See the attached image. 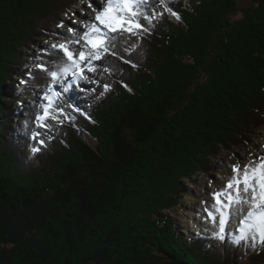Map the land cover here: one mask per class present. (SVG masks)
Segmentation results:
<instances>
[{
  "label": "trees",
  "instance_id": "obj_1",
  "mask_svg": "<svg viewBox=\"0 0 264 264\" xmlns=\"http://www.w3.org/2000/svg\"><path fill=\"white\" fill-rule=\"evenodd\" d=\"M83 1L0 0V98L24 46ZM171 3L181 18L154 19L124 57L137 66L122 60L86 110L52 119L37 153L19 145L12 94L0 99V264H264L232 234L185 238L165 213L183 197L181 178L264 131V0ZM158 167L166 198L123 206L128 182L144 189L141 175Z\"/></svg>",
  "mask_w": 264,
  "mask_h": 264
},
{
  "label": "snow or ice",
  "instance_id": "obj_2",
  "mask_svg": "<svg viewBox=\"0 0 264 264\" xmlns=\"http://www.w3.org/2000/svg\"><path fill=\"white\" fill-rule=\"evenodd\" d=\"M150 2L151 0H88L87 7L92 9V13L83 16L87 23H83L82 27L69 26L68 32L73 35L65 37L63 43H52L50 47L56 52L50 54L48 61L35 63L38 71L29 73L37 83L44 85L43 96L38 97L42 100L41 112L35 116L38 127H47L49 119L61 124L64 120L72 119L65 114L63 106L54 103L53 98H61L74 83L78 85L81 80L97 83L87 74L94 71L96 62L101 61L105 54L118 55L116 49L125 33L137 39L141 33L151 34L152 21L162 19L164 12H168L176 20L181 18L174 10L171 0H160L163 11L157 12L154 9L151 15L147 14L145 10ZM75 23V20L71 21V24ZM64 26L63 21L58 25L60 28ZM135 46L133 44L132 48ZM125 51L131 55V51ZM120 58L132 67L137 66L129 59ZM123 86L127 87L126 84ZM109 87L104 85V91L107 92ZM67 107L73 108V111L79 110L72 104ZM39 150L37 147L31 149L33 154ZM211 196L212 201L206 202L204 211L207 213L206 222L212 224L209 231L214 239L227 243V233L231 227L239 233L231 243H244L252 248L258 242L264 245V150L259 152L258 158H253L243 167L233 165L231 178L220 190L213 191Z\"/></svg>",
  "mask_w": 264,
  "mask_h": 264
},
{
  "label": "rangeland",
  "instance_id": "obj_3",
  "mask_svg": "<svg viewBox=\"0 0 264 264\" xmlns=\"http://www.w3.org/2000/svg\"><path fill=\"white\" fill-rule=\"evenodd\" d=\"M156 1L158 0H151L148 7H151L152 2L155 4ZM238 1L241 8L248 7L252 3V0ZM87 4L88 0H84L74 12L61 16V21H63L65 25L63 28L58 27L56 22H51L49 33L45 35L43 32H39L40 34H44V36L39 35V37L36 38L35 44H30V47L24 46L21 53L24 57L22 65L17 68L18 70L16 73L14 72L15 74H10V79H5V85L3 87L4 94L0 99L4 100V102L7 101L8 104H10V99H13V105L19 110L12 115L10 123L14 124L15 132L18 135V142L22 148L25 147L27 149V147L33 148L34 146H38L39 139L48 135L49 132L48 126L38 127L35 120V116L41 112L42 100L38 99V97L43 96V92H40V90L44 88V85L42 83H37L35 79L29 76V73L38 71L35 69V63L48 61L50 54L56 52L55 49L50 47L52 43H63L65 37L73 35L68 32L69 26L82 27L83 23H87V21L83 20V16L92 13V9L88 8ZM73 13L76 15L73 16ZM72 20H75L76 23L71 24ZM134 41L135 37H130L125 33L124 37L121 39L119 48L116 49L118 55L113 56L105 54L101 61L96 62L94 71L87 74L92 80L97 81V83H91L88 80H81L78 85L74 83L69 92L63 94L60 99H53L54 103L63 106L65 112L70 111L69 107H67L68 104H72L74 107L80 108L81 110L85 109L88 103L93 101L99 93L103 92L104 85L110 84L112 79H119L117 72L119 66H121L120 57H123L125 49H128ZM17 62L18 61H15V64H17ZM26 74L28 77H26ZM10 87H13L14 93L11 92ZM9 94H12V96L14 95V97L9 99ZM5 115H0L2 120L6 119ZM50 120L51 119L47 121V125L50 124ZM3 129L4 128L2 127L0 130L1 133L5 132ZM262 150H264V131L261 132L260 139L257 141H254L253 139L252 143H249L248 145L240 144L235 145L234 147L232 146L231 149H224L221 154L214 156L212 158V166L209 172L198 171L192 175V178H181L180 182L183 185V189H185V192L182 195L183 197L180 198L177 207L165 209L166 215H170L173 218L175 216L176 219L180 221L181 226L186 233L191 232L193 235L195 233H212L209 231V229L212 228V224L206 222L205 217L207 216V213L204 211V208L207 206L206 202L212 201L211 193L215 190H220L224 186V183L231 178V169L233 165L239 164L243 167L253 158H258L259 152ZM156 153L158 154L157 157H160L159 155L162 156L159 149ZM159 160L160 161L157 162L162 163V159ZM57 161L59 162V160ZM143 173L145 174L141 175V179L138 177L135 178V181L138 183L137 181L139 179V181L145 186V190L141 188L142 186L140 187L137 184H129L130 182H128L126 187H124L125 192L121 203L123 206L127 207L134 204L135 207L128 208L136 211L139 208L144 207V205H141V199L137 196H140L142 200H144L143 203L147 204L149 198L151 196H157L158 193L163 198H166L165 193H167L168 190L167 188H162L165 186L160 184L161 181H157L159 177L166 175L165 170L160 168L156 170V168H153L150 173H148V170ZM132 181H134V179H132ZM154 181L156 183H154ZM144 182L146 184H144ZM41 185L42 184L40 183V186ZM154 190H156V192ZM144 214L145 212H139L138 218L143 217ZM151 215L152 219H156V215ZM132 216L133 215L131 214V217ZM165 223L166 222L163 221L158 224L165 226ZM233 223H235V220H233ZM227 234L236 236L239 233L230 227Z\"/></svg>",
  "mask_w": 264,
  "mask_h": 264
},
{
  "label": "bare ground",
  "instance_id": "obj_4",
  "mask_svg": "<svg viewBox=\"0 0 264 264\" xmlns=\"http://www.w3.org/2000/svg\"><path fill=\"white\" fill-rule=\"evenodd\" d=\"M35 89H37V88H35Z\"/></svg>",
  "mask_w": 264,
  "mask_h": 264
}]
</instances>
